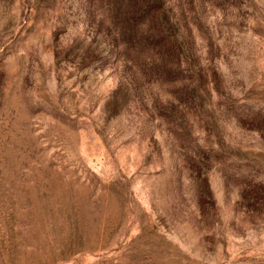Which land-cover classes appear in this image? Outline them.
<instances>
[{
    "label": "rangeland",
    "instance_id": "obj_1",
    "mask_svg": "<svg viewBox=\"0 0 264 264\" xmlns=\"http://www.w3.org/2000/svg\"><path fill=\"white\" fill-rule=\"evenodd\" d=\"M148 2L0 0V264H264V0Z\"/></svg>",
    "mask_w": 264,
    "mask_h": 264
},
{
    "label": "trees",
    "instance_id": "obj_2",
    "mask_svg": "<svg viewBox=\"0 0 264 264\" xmlns=\"http://www.w3.org/2000/svg\"><path fill=\"white\" fill-rule=\"evenodd\" d=\"M149 0H127L128 11L133 14L146 15L147 23L157 22V14L154 13ZM155 9V8H154ZM151 11V12H150ZM129 12H127L129 14ZM142 16V17H143Z\"/></svg>",
    "mask_w": 264,
    "mask_h": 264
}]
</instances>
